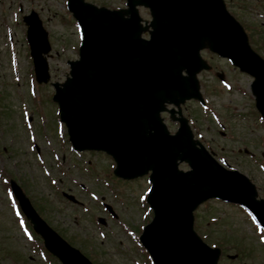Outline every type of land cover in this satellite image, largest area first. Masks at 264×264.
Here are the masks:
<instances>
[{"label":"water","instance_id":"water-1","mask_svg":"<svg viewBox=\"0 0 264 264\" xmlns=\"http://www.w3.org/2000/svg\"><path fill=\"white\" fill-rule=\"evenodd\" d=\"M138 5L151 9L152 39L143 31ZM83 27L80 59L70 61L71 77L54 83L62 120L79 149L106 150L117 174L134 178L152 171L149 202L155 217L141 236L156 264H217L219 249L194 230V210L211 197L241 202L264 224V200L242 174L222 167L193 139L184 119L171 135L160 118L165 103L199 98L196 72L205 67L199 50L209 47L230 57L255 77L252 90L264 116V59L252 50L239 22L223 0H128V9L109 10L85 0H69ZM39 82L50 78L47 32L36 12L25 17ZM148 28V27H146ZM186 69L189 76H182ZM198 144L200 147H198ZM187 161L192 169H179ZM15 191L47 246L64 264H92L37 214Z\"/></svg>","mask_w":264,"mask_h":264},{"label":"rangeland","instance_id":"rangeland-1","mask_svg":"<svg viewBox=\"0 0 264 264\" xmlns=\"http://www.w3.org/2000/svg\"><path fill=\"white\" fill-rule=\"evenodd\" d=\"M66 1L0 0V146L6 145L2 158L5 175L22 184L48 224L95 264H145L147 257L136 242L151 217L141 206L140 198L149 185L147 176L133 180L112 176L111 157L91 152L75 156L69 152L70 146L67 152L66 139L57 131L59 116L52 100L55 92L52 82L65 80L70 69L68 60L78 57L81 41ZM87 1L108 8L126 5V0ZM226 2L248 33L253 34L256 49L264 51V0ZM32 9L39 13L51 44L48 54L51 82L37 84L35 93L31 85L34 71L27 27L22 18ZM140 13L150 18L148 9L141 7ZM203 55L214 67L199 75L208 106L202 108L197 101H190L184 105V112L193 121L196 137L212 148L220 161L225 159L246 172L263 189L264 122L253 112L256 108L250 91L252 78L234 69L226 59L206 52ZM221 70L230 89L214 75ZM30 116L32 125L28 128L26 118ZM170 126L177 127L172 123ZM221 130L226 134L222 135ZM35 145L40 148L44 164L39 161ZM239 148H247L249 153L239 152ZM180 167L188 169L185 163ZM62 170L68 174L64 175ZM5 188L0 179V264H48L39 250L42 241H33L28 235L26 238L22 232ZM63 191L73 193L82 204L68 201ZM261 194L264 197V192ZM101 198L112 206L116 217L106 211ZM198 214L196 225L198 221L203 223L199 225L200 231L210 232L213 241L221 240L220 264H264L260 234L240 206L211 200L200 206ZM100 217L105 218L106 224L99 222ZM48 260L61 264L52 257Z\"/></svg>","mask_w":264,"mask_h":264},{"label":"snow or ice","instance_id":"snow-or-ice-1","mask_svg":"<svg viewBox=\"0 0 264 264\" xmlns=\"http://www.w3.org/2000/svg\"><path fill=\"white\" fill-rule=\"evenodd\" d=\"M261 243H264V239L261 240Z\"/></svg>","mask_w":264,"mask_h":264}]
</instances>
